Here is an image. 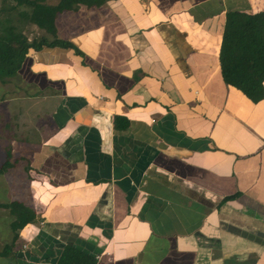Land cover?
<instances>
[{
    "label": "crops",
    "instance_id": "0c3cea01",
    "mask_svg": "<svg viewBox=\"0 0 264 264\" xmlns=\"http://www.w3.org/2000/svg\"><path fill=\"white\" fill-rule=\"evenodd\" d=\"M226 4L106 0L56 18L73 49L29 50L0 83L12 132L29 127L0 134V176L22 172L30 208L13 201L32 218L15 239L0 207V264H59L66 247L94 264H264V98L223 79Z\"/></svg>",
    "mask_w": 264,
    "mask_h": 264
},
{
    "label": "trees",
    "instance_id": "16d2710c",
    "mask_svg": "<svg viewBox=\"0 0 264 264\" xmlns=\"http://www.w3.org/2000/svg\"><path fill=\"white\" fill-rule=\"evenodd\" d=\"M5 1L0 2L3 5L0 14H5L0 20V83L16 74L29 50L39 51L43 47L73 49L69 42L56 39V18L81 5L99 7L106 0H56L55 4L38 0ZM226 5L219 59L222 76L226 83L239 89L252 102H258L264 98V9L251 10L248 0H227ZM26 25H35L42 32L29 39L23 32ZM14 205L18 207L14 212L18 218L14 223L16 239L18 231L32 218H26L29 210L25 206ZM0 207L9 208L2 204ZM24 211L26 214L23 215ZM9 248L4 247L0 255H7ZM59 264H94V261L66 247Z\"/></svg>",
    "mask_w": 264,
    "mask_h": 264
},
{
    "label": "rangeland",
    "instance_id": "374dc122",
    "mask_svg": "<svg viewBox=\"0 0 264 264\" xmlns=\"http://www.w3.org/2000/svg\"><path fill=\"white\" fill-rule=\"evenodd\" d=\"M3 1V0H2ZM38 1H42V0H38ZM45 1H52V0H44ZM1 2V0H0ZM7 3H9V0L5 1ZM248 4L251 7V10L254 9L256 10L257 8H261L264 9V0H248ZM3 8V5L0 4V8ZM256 8V9H255ZM2 10V9H1ZM4 13L0 14V20H2V18L4 17ZM15 18H17L15 15H13ZM28 25L26 27H24L23 32L28 36L29 39H31L36 33L33 32L32 29H34V26ZM27 30V31H26ZM13 84L16 85L15 81H13ZM14 87L11 84H6L4 85V87H2L3 90H11L10 88ZM5 92V91H4ZM11 94L10 92H8V95ZM6 96L5 98H3V101H6V106L9 105L8 101L10 96ZM13 97V95H12ZM13 99V98H12ZM3 101H1V107H0V134H1V138L4 140L3 137L7 136L8 133H12L15 134L16 136L19 135H28V126L27 127H22L19 130V134L18 133H14L12 132V129L10 127V122L8 123V120L10 119V111L7 109L6 106L3 105ZM24 115V113H23ZM25 116V115H24ZM23 118H19V117H14L12 120L13 121H24L26 120H30V118L28 117L25 120H22ZM32 121V120H31ZM27 129V130H26ZM33 138H35V136H33ZM22 172H18L16 169H14V171L12 173H3L2 176H0V204L2 205H8L9 208H5L9 214L16 211V209H18V207H16V203L18 202H14L13 200L16 198L17 201H20V203H23L24 205L27 206V208L29 206V202H31L30 199L27 200V194L24 191L21 181L18 180V175L17 174H21ZM8 188H10L11 190H9ZM9 200H12L11 202H8ZM30 213V211L28 212ZM27 213V214H28ZM26 214L25 211L23 212V215ZM14 216V214H12ZM15 217V216H14ZM17 217H15L16 219Z\"/></svg>",
    "mask_w": 264,
    "mask_h": 264
},
{
    "label": "built area",
    "instance_id": "2783aa9c",
    "mask_svg": "<svg viewBox=\"0 0 264 264\" xmlns=\"http://www.w3.org/2000/svg\"><path fill=\"white\" fill-rule=\"evenodd\" d=\"M25 248H27V246H26V245H24V246H23V249H25Z\"/></svg>",
    "mask_w": 264,
    "mask_h": 264
}]
</instances>
